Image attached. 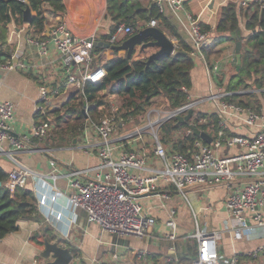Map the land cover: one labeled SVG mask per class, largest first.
Wrapping results in <instances>:
<instances>
[{
	"label": "built area",
	"instance_id": "2783aa9c",
	"mask_svg": "<svg viewBox=\"0 0 264 264\" xmlns=\"http://www.w3.org/2000/svg\"><path fill=\"white\" fill-rule=\"evenodd\" d=\"M192 0H151L160 15L168 10L172 17L183 10ZM233 3L239 18L247 13L250 8L264 9V0H225V5ZM178 19V18H177ZM179 20V19H178ZM140 29L156 27L157 21L150 20L142 27V22L136 23ZM187 31L190 37V57L204 60V51L215 47L213 29L203 31L199 22L188 16ZM137 33L132 25L121 24L108 40L109 45H116L120 39L129 38ZM96 35L91 33L80 36L71 31L64 21L53 27L46 40H33L41 56L47 54L51 44L59 57V70L65 79L62 91L40 87V95L35 105L36 119L30 129L20 135L13 134L11 122L15 117V106L6 101L0 103V154L14 162L15 153L44 152L39 143L44 141L53 129L48 121L50 111L61 107L62 102L72 93L83 94L85 83L99 84L106 76L103 67L96 65L98 55L94 53ZM9 55L11 51H8ZM220 61L206 64V74L210 83L218 72ZM28 66L16 62L11 57L2 65L4 70H23ZM226 93L216 89L206 101L213 106L214 113L219 118V130L209 145L200 139L194 142L193 152L187 156L172 150L164 145L157 132L166 121L185 116L192 109H197L202 104L198 100H189L184 106L171 111L155 110L145 111L146 123L132 133L114 137L118 127L123 126L114 113L115 102L109 98L110 113L98 122H87L81 131L79 139L82 145L94 152L98 159L97 167L91 170L72 169L67 178V185L71 191L66 196V205L74 221L76 210H81L89 223H95L101 231L108 232L117 237L133 236L142 238L149 229L155 225L152 217L144 214L139 199L142 196L157 193L160 179L164 178L173 190L181 195L187 188L213 187L225 185L227 196L225 209L232 222L234 240H241L244 235L250 234L254 229L264 231V125L259 123L264 120V105L258 111L242 107L224 100ZM154 109V108H153ZM88 107L83 108L86 113ZM229 121H240L248 128L257 127L246 135L226 134ZM150 132L154 144V155L160 170H151L152 176H141L138 171H143L145 160L133 151H125L117 142L123 140L139 139L144 132ZM192 135L190 129L178 133L177 137ZM36 141V142H34ZM221 149H237L232 155H220ZM53 171L47 174L34 172L24 166L18 165L7 176L3 187L10 192L23 189L28 180L35 176L41 181L48 180V192L43 194L44 200L53 201L61 191L56 186L58 175L55 173V164L50 162ZM47 181V182H48ZM47 185V186H48ZM170 212L165 226L170 233L166 238L170 241L176 239V223ZM197 218V214L193 215ZM197 243L196 258L191 264H222L218 252V241L221 238L219 231H203L198 227L195 233L187 236ZM264 255V245L257 251L250 253L251 260H256ZM137 260L144 261V252L135 253ZM112 258H116L113 256ZM264 258V256L262 257ZM228 264H239L236 258Z\"/></svg>",
	"mask_w": 264,
	"mask_h": 264
},
{
	"label": "crops",
	"instance_id": "0c3cea01",
	"mask_svg": "<svg viewBox=\"0 0 264 264\" xmlns=\"http://www.w3.org/2000/svg\"><path fill=\"white\" fill-rule=\"evenodd\" d=\"M59 1L63 7L61 12H55L51 7L43 9L44 20L41 33L31 26L32 20L30 24L23 23V14L21 17L22 24L17 25L12 22L6 27L5 43L0 48V51L2 50L0 55V103L9 101L15 106V117L11 122L12 131L15 135L27 132L36 119L34 110L39 99L41 86L59 91L65 87V79L59 70V57L52 45L48 46L46 55L40 56L37 47L32 45L31 41L48 39L50 30L59 22L64 21L68 28L77 35L87 36L94 33L96 41L100 42L97 37L107 35L114 25L107 16V0ZM124 1L135 8L146 9L151 6V0ZM224 5L225 0H192L175 17H172L168 10L162 16L174 27L183 41L190 46L187 17L196 19L199 24L208 26L211 30L216 24V14L219 7ZM30 14L31 19H33L35 13L30 10ZM240 20V30L246 36L249 32L244 28L243 18ZM157 24L159 25V28L156 26L157 29L162 31L176 45V41L171 38L168 32L167 24L162 23L161 20H158ZM123 39H120L116 45ZM231 44L234 46V42L215 43L208 63L205 59L192 58L193 68L190 72L192 86L188 91L189 99H201L209 94L210 88L217 89L216 86L218 85L215 82L214 85L208 80L205 67L206 64L209 65L219 59L216 58V55L222 54L226 56L225 61L230 66L232 64L229 56L232 53V48L229 52ZM8 51H11L10 55ZM154 52H156L155 49H146L141 52L137 47L133 52L132 59H142ZM214 52L217 53L213 54ZM97 55L99 56V54ZM101 55L104 56L105 61L113 57L112 51L108 49H103ZM232 55H234L233 59L236 60L234 51ZM11 57L15 58L16 62L25 63L28 67L23 70H4L2 65ZM96 65L102 67L103 64L99 61L97 63L96 60ZM223 68L220 69L221 74L225 73L223 71L225 68ZM71 95L73 97L76 94L72 93L68 97ZM68 97L62 102L63 105L72 98L66 101ZM109 98L114 100L111 96L108 97V100ZM202 104L197 108L199 111L214 113L211 104L203 106ZM263 105L264 101L261 103V107ZM62 106L57 110L50 111L48 117L60 110ZM153 108L154 106L146 111L155 110ZM144 117L145 112L136 120L118 127L117 134L125 136L138 127H144ZM129 124L135 128L127 130L128 126L126 125ZM259 124L264 125V120ZM256 129L257 127L248 129L240 121H229L226 127L229 134L239 135H246ZM80 136L81 134L78 137ZM79 140L78 138L74 139L65 147L38 145L40 149L48 150V154L44 152L15 153L14 162L0 154V170L7 176L13 169L17 168V164L34 172L47 174L53 171L50 166V162L53 161L55 164L54 171L58 175L56 186L62 193V196L57 195L52 202L45 201L43 194L48 192L49 181H41L35 176L28 180L23 189L34 195L37 214L34 219L20 220L18 230L0 241V264L46 263L47 261L40 257L44 248V239L68 249L72 258L69 264H191L196 258L197 243L192 239L190 242L185 241V239H189L187 236L195 233L197 227L203 231H219L221 233V238L218 241V252L222 264H228L233 258H236L239 264H264V258H262L264 255L256 260H251L248 256L264 245V231L254 229L250 234L244 235L241 240L237 241L233 238L232 222L225 209L227 196L225 185L187 188L184 195H181L173 190L166 179H160L157 193L145 195L139 199L144 214L152 217L155 221V225L142 238L117 237L101 231L98 225L86 221L81 210H76L73 221L66 205L65 195L69 196L71 193L67 185L66 175L72 169L93 171L98 165V159L94 152L84 147ZM117 144L121 149L133 151L141 158L143 157L145 160L144 170L138 171L141 176H152L151 170L161 169L155 158L154 144L148 130H144L139 139L123 140ZM236 152L237 149H221L218 154L232 155ZM171 211L174 213L173 219L176 223V239L174 241L166 238L170 231L165 226V222L168 220ZM194 214H197V218L193 216ZM42 236L44 237L42 244H38L37 241L40 242ZM137 251L144 252V261L137 260L135 256ZM113 256L116 258H112Z\"/></svg>",
	"mask_w": 264,
	"mask_h": 264
},
{
	"label": "trees",
	"instance_id": "16d2710c",
	"mask_svg": "<svg viewBox=\"0 0 264 264\" xmlns=\"http://www.w3.org/2000/svg\"><path fill=\"white\" fill-rule=\"evenodd\" d=\"M27 7L35 13L31 26L39 33L43 30V9L51 7L55 12H61L63 9L59 0H0V48L5 43L7 25L12 22L17 25L22 24L21 17ZM107 16L114 25L107 35H99L98 40L108 42L121 24L132 25L138 32L140 27L136 24L137 21L142 22L144 27V24L150 20L157 22L161 20L162 23L167 24L171 38L176 41L174 52L171 56L164 55L149 61L150 55L133 60L134 53L127 59L125 53L112 51L113 57L105 61L104 56L101 55L103 49L94 48V53L99 54L97 63L99 61L103 64L101 66L105 69L106 76L99 84L85 83L83 94H76L60 110L48 117V121L53 124V130L47 139L51 140L55 147H65L78 138L87 122L96 123L108 115L110 113L109 96L114 98L115 116L123 124L136 120L152 106L162 112H171L191 100L188 97V91L192 86L191 48L168 20L157 12L155 6L141 9L133 7L124 0H107ZM243 20L245 30L249 32L246 36L240 30L236 6L233 3L221 6L217 11L216 24L213 28L215 43L234 42V38L237 37L243 46L240 51L239 68L234 60L231 64L234 73L227 78H218L223 83L226 80L223 90L226 93L225 101L258 111L261 105L256 103L255 95L264 96V9L250 8L243 14ZM156 26L159 28L158 24ZM200 26L203 31L210 30L208 26L201 24ZM126 39L124 38L118 45ZM147 41L150 40L147 39ZM212 52V49L204 51L207 63ZM85 106L88 107L86 113L83 111ZM218 124L219 118L215 113H204L194 109L187 123H179L174 118L161 124L159 134H162V138L159 139L164 145L168 144L172 150L189 155L194 150V142L199 139L193 134L177 137L178 133L190 129L191 125L210 138H214L219 130ZM226 134L230 135L227 131ZM45 143L47 144V140ZM6 177L7 174L0 170L2 185ZM36 214L35 198L30 191L16 189L10 192L2 187L0 189V241L18 230L20 220L34 219ZM43 236L40 242L37 241L38 244H42Z\"/></svg>",
	"mask_w": 264,
	"mask_h": 264
},
{
	"label": "water",
	"instance_id": "95a60500",
	"mask_svg": "<svg viewBox=\"0 0 264 264\" xmlns=\"http://www.w3.org/2000/svg\"><path fill=\"white\" fill-rule=\"evenodd\" d=\"M31 14L30 9L26 8L23 13V23L30 24L31 23ZM149 39L150 41H147ZM94 48H103L111 51H123L126 54V58H130L132 53L135 51L137 47H139L140 51H144L146 49H155L156 52L152 53L149 56V61H152L160 56H171L175 49V44L171 41L162 31L157 28L148 27L143 30L138 31L131 37L127 38L121 45H109L108 43L102 41H95ZM242 42L237 37L234 38V54L236 58L237 68L240 66V51L242 49ZM70 97L66 101H68ZM63 105V104H62ZM61 105V106H62ZM193 114L192 109H190L185 116H177L175 119L179 123H187ZM192 134L203 141L206 144L211 143V138L197 128L193 126H189ZM0 182V189H1ZM43 250L40 253V257L47 261L44 264H69L71 261V255L68 249L60 247L57 243H50L47 239L43 241Z\"/></svg>",
	"mask_w": 264,
	"mask_h": 264
},
{
	"label": "rangeland",
	"instance_id": "374dc122",
	"mask_svg": "<svg viewBox=\"0 0 264 264\" xmlns=\"http://www.w3.org/2000/svg\"><path fill=\"white\" fill-rule=\"evenodd\" d=\"M230 48H232V53H230V59H231V62L233 63L234 62V55H232L233 54V51H234V46L231 44V46L229 47V52H230ZM216 58L220 61V67L218 68V72H216V75L217 76H214L213 77V81H212V83L214 84V82L218 85V86H216L218 89H221V90H224V88H225V85H226V80H225V82L223 83L222 82V80L221 79H219L218 77H223V78H227V77H229V76H231L233 73H234V70H233V68H232V66L233 65H230V66H228V63L225 61V59H226V56L224 55V54H222V55H216ZM221 67H224L223 69V71L225 72L224 74H221V71H220V69H221ZM221 80V81H220ZM247 81H249V79H247ZM215 85V84H214ZM216 92V88H214L213 89V87L212 88H210V91H209V94L207 95V96H203V98H201V99H198V101H201L203 104H202V106L203 105H205V104H210V102H208V101H206V98L211 94V93H215ZM255 97L257 98V102L256 103H259V105H261V103L264 101V96H260V95H255ZM144 120H145V123H146V116L144 117ZM137 125V124H136ZM126 126H128V129L127 130H131V129H134L135 128V126H133V125H126ZM117 134V133H116ZM157 134H158V137L161 139L162 138V134L160 133L159 134V132H157ZM118 135V134H117ZM117 135H115L114 137H118ZM47 140V144L45 143V141ZM78 140H79V137H78ZM79 141H81V139L79 140ZM82 142V141H81ZM80 142V143H81ZM83 144V143H82ZM39 145H42V146H44V145H46V146H48V147H55L53 144H52V142H51V140H48L47 138L44 140V141H41V143H39ZM185 241H187V242H190V241H192L191 239H185Z\"/></svg>",
	"mask_w": 264,
	"mask_h": 264
}]
</instances>
